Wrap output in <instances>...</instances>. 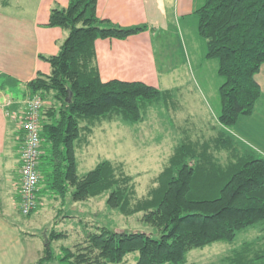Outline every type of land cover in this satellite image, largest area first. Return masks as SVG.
<instances>
[{"label": "trees", "instance_id": "trees-1", "mask_svg": "<svg viewBox=\"0 0 264 264\" xmlns=\"http://www.w3.org/2000/svg\"><path fill=\"white\" fill-rule=\"evenodd\" d=\"M96 2L68 0L64 7L51 6L45 25L60 27L65 37L55 54L39 55L48 62L49 73L37 72L26 83L28 95L47 100L41 139L48 153L40 156L50 164L45 185L55 197L69 193L74 202L107 192L109 207L124 215L142 212V220L156 229L157 237L97 226L71 248L61 247L58 259L64 264L125 263L128 253L137 252L136 264H185L191 249L231 241L237 231L264 220V159L223 134L184 138L155 177L156 185L134 202L132 177L120 163L102 159L79 175L75 151L88 143L95 124L116 118L141 122L142 108L159 98L167 100L163 104L173 113L181 106L169 91L142 81L100 79L95 39L125 38L146 26L125 27L100 19ZM196 15L205 56L217 60V73L223 78L217 120L232 128L238 117L253 113L261 94L255 74L264 65V0H204ZM222 149L228 153L225 166L214 156ZM66 235L50 228L35 264L53 260L51 241ZM233 252V264H263L264 240L244 242Z\"/></svg>", "mask_w": 264, "mask_h": 264}, {"label": "crops", "instance_id": "crops-1", "mask_svg": "<svg viewBox=\"0 0 264 264\" xmlns=\"http://www.w3.org/2000/svg\"><path fill=\"white\" fill-rule=\"evenodd\" d=\"M67 2L0 0V264H35L43 252V249L40 255L37 251L33 255L32 251L28 252L20 223L17 218H11L14 213L21 216L19 169L23 131L16 120L6 116L5 111L21 109L23 99L28 96L26 83L37 72L49 73L48 62L39 55L55 54L65 31L45 23L52 5L64 7ZM203 3L204 0H97L95 12L98 18L125 27L146 26L143 31L125 38L95 39L98 75L102 81H142L160 91H169L172 98L178 99L179 105L187 109V116L206 125L204 132L198 129L200 137H203L202 133L206 138L211 135L218 138L217 133L223 134L264 159V65L255 74L261 94L253 113L238 117L232 128L222 126L217 119L220 114L218 88L223 78L217 73V60L206 58V43L198 33L196 11ZM6 100L11 103L6 105ZM181 106L175 108L182 109ZM146 120L145 116L138 124H144ZM129 126L132 130L141 129L136 128L135 123ZM175 140L178 136L170 126L165 125L157 144L160 148L154 155L161 153L164 157L168 156L174 149L170 148L176 144H173ZM42 144L45 143L41 139L40 156L48 153V146L45 144L42 147ZM40 156L37 208L47 197L55 203H63L64 197H55L46 188L45 175L50 164L48 158ZM214 156L218 165L225 166L229 160L224 149L216 151ZM79 158L82 163L88 160H83L81 155ZM76 164L78 169L77 156ZM80 202L72 204L76 206L75 203ZM259 224L264 225V220L254 225ZM257 231H264V228ZM261 240H264V235L258 243Z\"/></svg>", "mask_w": 264, "mask_h": 264}, {"label": "rangeland", "instance_id": "rangeland-1", "mask_svg": "<svg viewBox=\"0 0 264 264\" xmlns=\"http://www.w3.org/2000/svg\"><path fill=\"white\" fill-rule=\"evenodd\" d=\"M172 100L178 101L174 98ZM166 101L163 98L152 100L151 104L142 108V113L145 111L144 118L146 116L147 120L141 125L138 123L144 119L141 122H134L137 124L136 128H141L139 130H132L129 126L132 122L120 118L103 120L102 123L95 124L89 135L88 143L76 148L75 154L79 161L77 173L82 175L102 159L120 163L123 170L131 175L134 183L135 195L131 202L147 196L149 190L156 185L155 177L172 152L166 157L161 153L154 155L160 148V145L157 146V144L163 135L165 125L170 126L178 136V140L173 141V144H176L170 149L180 144L184 138L192 140L193 137L199 136L198 129L204 132L206 126L200 124L202 121L187 116L186 108L174 109L173 113L170 107L164 106L163 103ZM46 104L47 100L44 99V107ZM202 134L205 136L204 133ZM84 146H87L85 150H83ZM159 151L162 152L161 149ZM80 155L83 160L87 158L88 160L82 163ZM68 197L69 193L63 201L61 200L63 203H55L51 197H47L30 216H20L17 213L11 216V218H17L20 223L22 237L28 252L32 251V255L34 251H37L38 255L41 254L43 235H46L50 228L54 227L56 230H63L67 233L65 237L51 241L50 247L55 258L43 264H64L58 259L60 248H71L74 244L85 239V236L97 226H104L110 230L143 231L157 237V235H153L156 229L142 220V212L124 215L118 208L109 207L106 204L107 192L81 200L80 203H75L76 206L72 204L74 201ZM262 227L264 228V225H253L237 231L231 241L214 242L202 248L191 249L186 255L185 264H233L232 260L235 259L233 251L241 249L243 242L258 243L259 238L264 235V231H257V229ZM136 256L137 252H131L126 255L125 263L107 264H136Z\"/></svg>", "mask_w": 264, "mask_h": 264}, {"label": "built area", "instance_id": "built-area-1", "mask_svg": "<svg viewBox=\"0 0 264 264\" xmlns=\"http://www.w3.org/2000/svg\"><path fill=\"white\" fill-rule=\"evenodd\" d=\"M10 100L5 104L9 105ZM21 109L11 111L6 109V116L18 122L23 131V143L20 152L19 169V212L23 216L35 211L38 206L36 190L38 184V159L41 142V114L44 108V99L38 94L26 96Z\"/></svg>", "mask_w": 264, "mask_h": 264}]
</instances>
